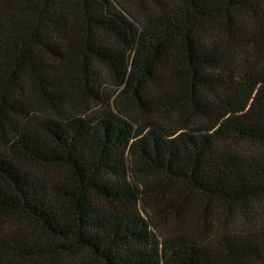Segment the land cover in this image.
Here are the masks:
<instances>
[{"label":"trees","instance_id":"16d2710c","mask_svg":"<svg viewBox=\"0 0 264 264\" xmlns=\"http://www.w3.org/2000/svg\"><path fill=\"white\" fill-rule=\"evenodd\" d=\"M0 264H264V0H0Z\"/></svg>","mask_w":264,"mask_h":264}]
</instances>
